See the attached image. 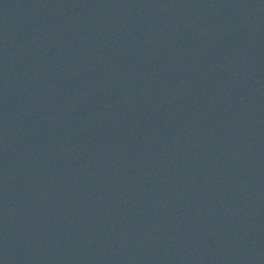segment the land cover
<instances>
[{"label": "water", "instance_id": "1", "mask_svg": "<svg viewBox=\"0 0 264 264\" xmlns=\"http://www.w3.org/2000/svg\"><path fill=\"white\" fill-rule=\"evenodd\" d=\"M0 264H264V0H0Z\"/></svg>", "mask_w": 264, "mask_h": 264}]
</instances>
